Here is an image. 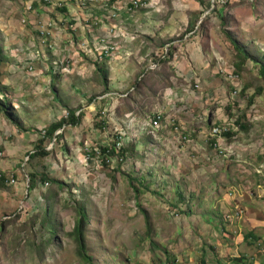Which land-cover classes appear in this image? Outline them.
Returning <instances> with one entry per match:
<instances>
[{
	"label": "rangeland",
	"instance_id": "obj_1",
	"mask_svg": "<svg viewBox=\"0 0 264 264\" xmlns=\"http://www.w3.org/2000/svg\"><path fill=\"white\" fill-rule=\"evenodd\" d=\"M257 63L264 0H0V264H264Z\"/></svg>",
	"mask_w": 264,
	"mask_h": 264
},
{
	"label": "trees",
	"instance_id": "obj_2",
	"mask_svg": "<svg viewBox=\"0 0 264 264\" xmlns=\"http://www.w3.org/2000/svg\"><path fill=\"white\" fill-rule=\"evenodd\" d=\"M45 3H46V5H49V2H45ZM64 11H65V9H64ZM226 35H227V37H229L230 42L235 47V49L238 52H242L244 54V58L245 59L249 58V55L247 54L246 51H244L243 47L239 44V42H237L231 36L230 33L226 32ZM257 64H259V63H257ZM259 67H260V73L264 77V65L263 64H259ZM69 119H70V124L72 126H76V125H78L80 123V118L74 112H70ZM65 124H66V121H64V120L59 122V123L52 124L50 126V128L47 130L48 134L51 135V134L55 133L56 130L61 129ZM241 127H243V126L241 125ZM227 135H229V133ZM120 149H117L116 147H114L111 150H109L108 148H104L103 152L104 153L109 152V154L110 153L114 154L115 151L117 153H119ZM42 151H40V152H42ZM40 154L45 155L46 153L42 152ZM31 157H34V154H31ZM5 180L6 179L4 177H2L1 181H5ZM29 180H30V188L34 189L35 186H36V177H35V175L34 174H29ZM78 212H79V219L77 220V224L75 226L74 232L76 233L75 235H76L77 242H78V245H79V255L82 258V260H84L88 264H91L92 257L87 254L86 244H85V236H84V231L86 229L87 224L89 223V216L86 213L85 208H83V207H80Z\"/></svg>",
	"mask_w": 264,
	"mask_h": 264
},
{
	"label": "built area",
	"instance_id": "obj_3",
	"mask_svg": "<svg viewBox=\"0 0 264 264\" xmlns=\"http://www.w3.org/2000/svg\"><path fill=\"white\" fill-rule=\"evenodd\" d=\"M226 72H227V74L229 75L230 78L234 76V72L233 71H228V69H227ZM161 118H162L161 116H157L155 118V120H154V124L159 123ZM226 132H227V128L225 126H223V127L222 126H216V127H214L212 129L211 135L215 139L214 148H216V150H221L222 149V146L224 144V139L222 138L221 135L225 134ZM183 138L184 139H188L187 136H184ZM116 148H117V146H116ZM2 177H3L2 174H0V180L2 179Z\"/></svg>",
	"mask_w": 264,
	"mask_h": 264
},
{
	"label": "crops",
	"instance_id": "obj_4",
	"mask_svg": "<svg viewBox=\"0 0 264 264\" xmlns=\"http://www.w3.org/2000/svg\"><path fill=\"white\" fill-rule=\"evenodd\" d=\"M227 236H228V242H229V243L234 242V240L230 241V239H229V238H232V237L234 236L233 233H230V232H229V233L227 234Z\"/></svg>",
	"mask_w": 264,
	"mask_h": 264
}]
</instances>
